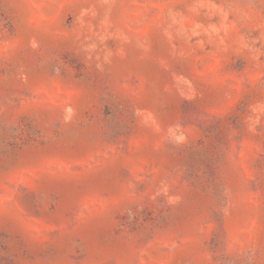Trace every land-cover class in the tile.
<instances>
[{
  "label": "rangeland",
  "instance_id": "rangeland-1",
  "mask_svg": "<svg viewBox=\"0 0 264 264\" xmlns=\"http://www.w3.org/2000/svg\"><path fill=\"white\" fill-rule=\"evenodd\" d=\"M0 264H264V0H0Z\"/></svg>",
  "mask_w": 264,
  "mask_h": 264
}]
</instances>
